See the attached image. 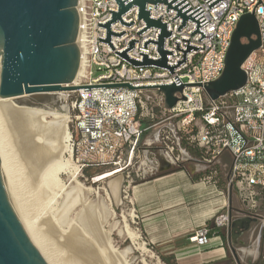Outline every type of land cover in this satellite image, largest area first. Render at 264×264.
Returning <instances> with one entry per match:
<instances>
[{
  "label": "built area",
  "instance_id": "built-area-1",
  "mask_svg": "<svg viewBox=\"0 0 264 264\" xmlns=\"http://www.w3.org/2000/svg\"><path fill=\"white\" fill-rule=\"evenodd\" d=\"M194 10L198 6L207 23L199 28L204 34L200 38L195 29L196 21L186 19L181 25V17L166 3L147 2L145 9L149 17L167 23L166 30L171 35L164 36L163 49L167 53L166 64L174 66L182 60V50L188 44L201 47L186 52L185 61L174 67L173 73L166 68L146 65L133 66L114 51L120 52L134 41V47L126 51L130 58L141 60L140 52L147 57H159L156 44L143 42L148 38L156 40L159 28L150 26L140 34L136 31L146 24L137 18V5H132L120 15L123 25L117 19L110 24V31H124L122 35H110L114 46L111 50L98 37L105 38L106 28L98 26L111 17L108 9L117 11L115 0H78L79 28L77 44L80 54L81 72L74 81L65 85H92L129 82L131 86L167 84L177 76L181 83L201 82V85L183 86L172 108L165 106L162 92L158 86L128 88L127 86L92 87L58 91L62 107L66 112L67 130L72 150L77 151L80 166L96 157V164H113L118 168H130L139 159V143L143 133L158 127L159 142L173 161L183 162V145L194 147L203 160L212 163L223 151L231 155V163L226 178V191L233 190L239 198L243 212L239 216L258 215L264 221L259 209L264 196V0H220L209 8L204 0H186ZM254 13L260 32V47L252 52L242 64L246 72L245 84L231 90L217 99H210L203 85L217 79L225 66V56L231 37L240 17ZM173 20H171V18ZM175 41V42H174ZM203 47V49H202ZM186 99H182V95ZM218 168L211 166L206 179L216 182ZM130 179V171L126 173ZM263 216V217H262ZM237 218V217H236ZM233 219L228 210L215 215L214 227L227 231ZM209 227L204 225L195 230L189 241L198 246L210 242Z\"/></svg>",
  "mask_w": 264,
  "mask_h": 264
},
{
  "label": "water",
  "instance_id": "water-1",
  "mask_svg": "<svg viewBox=\"0 0 264 264\" xmlns=\"http://www.w3.org/2000/svg\"><path fill=\"white\" fill-rule=\"evenodd\" d=\"M166 3L168 7L176 10L174 17H181L180 28L185 25L186 19L196 21L193 31L200 33V40L204 34L199 28L207 23L202 15L200 6L192 9L186 0H115L117 11L108 9L111 17L98 26L106 28L105 38L98 37V41L105 42L111 50L114 46L110 42V35L120 36V33L110 31V24L119 20L121 24L129 26L134 23L123 21L121 14L132 5H137V18H142L145 26L136 31L140 34L150 26L159 28L156 40L148 38L143 47L151 42L156 44L159 57H147V53L139 51L141 60L130 58L126 51L134 47V41L128 40V46L115 54L133 66L154 65L166 68L173 73V68L185 61L186 52L198 49L186 41V49L182 50V60H176L174 66L166 64L167 53L171 50L163 49L164 36L171 35L166 30L167 23L158 18L149 17V10L145 9L147 2ZM212 7L220 0H204ZM78 0H0V98L17 97L25 94L58 92L76 88L84 91L92 87L127 86L128 88L158 86L165 98V106L172 108L178 99L174 94L181 92L183 86L201 85V82L181 83L175 75V81L167 84H151L131 86L129 82L92 84V85H65L74 81L80 63V50L77 44L79 28V15L77 11ZM171 20H173V18ZM260 47V32L258 21L254 13L243 14L233 31L230 45L225 56V66L221 75L203 85V90L210 99H217L225 93L242 87L246 82V72L242 64L249 55ZM203 49V47H202ZM182 95V94H181ZM182 99H186L183 95ZM259 220L258 215H244L231 219L227 234L232 238L230 250L233 264H239L234 244L237 238L243 236L251 229V224ZM0 264H48L42 257L37 241L31 228L22 214L20 203L13 189L7 165L0 152Z\"/></svg>",
  "mask_w": 264,
  "mask_h": 264
},
{
  "label": "rangeland",
  "instance_id": "rangeland-1",
  "mask_svg": "<svg viewBox=\"0 0 264 264\" xmlns=\"http://www.w3.org/2000/svg\"><path fill=\"white\" fill-rule=\"evenodd\" d=\"M7 102L17 108H38L66 116L58 92L9 97ZM9 110L8 108L1 109L0 125L1 136L4 137L2 138L4 148L13 167L12 175L16 188L22 197L25 195L26 201H24L29 208L31 207L32 212L35 206L37 207L34 210L35 213L33 212L36 215V222L41 226V231L48 244L51 245L53 251H56L60 264H89L85 258L86 255L81 252L88 246H91L93 254L98 255L99 253L98 257L101 255L99 260L102 264H166L161 259L156 245L149 244L145 239L140 225L139 212L131 203L130 185L132 182L136 183L137 180L117 179L113 175L98 178L104 173L115 171L113 165L99 167L88 162L80 166L79 162L84 160L78 161L77 151L74 150L73 155L70 153L72 156L70 158L71 162L78 167L76 177L72 178L69 172L59 173V180L65 187L63 188L64 193L55 190L53 202L45 206L44 202L50 193L45 191L35 174L33 160L18 138L20 130L17 128L20 123ZM54 119L53 115H47L45 122H51ZM68 126L66 121V128ZM62 158H69V151L63 150ZM76 186L80 189L78 190ZM37 190L45 192L42 194L43 191L40 193ZM34 191L36 193H33ZM39 193L42 197L38 195ZM31 196L35 199H30ZM34 202L39 204L36 205ZM228 255L232 258L230 248H228Z\"/></svg>",
  "mask_w": 264,
  "mask_h": 264
},
{
  "label": "crops",
  "instance_id": "crops-1",
  "mask_svg": "<svg viewBox=\"0 0 264 264\" xmlns=\"http://www.w3.org/2000/svg\"><path fill=\"white\" fill-rule=\"evenodd\" d=\"M158 127L146 130L139 143V159L130 168L113 164H96V157L88 162L99 167L113 165L112 175L126 180L136 179L130 185V200L139 212L140 225L149 244L156 245L160 257L174 264H233L228 255L232 238L225 231V239L212 234L206 246L189 241L198 228L211 223L215 215L228 210L239 217L243 206L233 190L226 191V178L231 155L223 151L212 163L203 160L198 149L183 145V162L173 163L162 148ZM218 168L216 182L206 179L209 168ZM260 213H264V196ZM263 217V216H262ZM234 247L239 264H255L264 255V221L259 218L249 232L238 237Z\"/></svg>",
  "mask_w": 264,
  "mask_h": 264
},
{
  "label": "bare ground",
  "instance_id": "bare-ground-1",
  "mask_svg": "<svg viewBox=\"0 0 264 264\" xmlns=\"http://www.w3.org/2000/svg\"><path fill=\"white\" fill-rule=\"evenodd\" d=\"M80 54L82 55L81 49H80ZM80 72H81V65L78 68L77 74H79ZM7 101H9V98H0V111L3 108L5 109L8 108V110L11 108L10 109L11 112L17 117L20 123V126L17 128L18 130H20L19 131L20 134L18 133L19 141L22 142L21 145L23 146L24 150H26L28 155L32 158L33 169L35 170V174L37 175V177L40 179V182L42 183L41 184L42 187L45 189V191L50 193L49 197L47 196L48 198L44 202L45 206H48L51 202H53L55 198V194H56L55 190L64 193L63 188L65 187L61 184L59 180L60 179L58 177L59 173L69 172L72 178H75L78 172V169H77L78 167L75 164H73V162H71V158H70L72 157L70 153L73 155V150H72V146L69 140L70 138L69 133L66 128L67 116L60 115L56 112L45 111L43 109H38V108H29V107L17 108V107L11 106V104L8 103ZM47 115H53L55 119L51 122H45V117ZM1 129L2 128L0 125V152L7 165L10 180H11L13 189L15 191V194L17 196V199L20 203L22 214L26 218L31 228V232L36 238L38 248L40 252L42 253V257L44 258V260L48 264H60L61 262H59L60 260L58 261L57 259V254L55 253L56 251L55 250L53 251L51 245L48 244L47 239L44 237L43 232L41 231V228H40L41 226H39L38 223L36 222L37 220H36V215L34 214L35 213L34 210H36L35 208L37 207L35 206V208L33 209V212H34L33 213L31 211L32 209L30 210L31 207L29 208L28 205H26L25 203L26 201L24 197L25 195L22 197L21 194L19 193L20 191L18 192V189L16 188V184H15L16 182H15L14 176L12 175L13 167H12L11 161L9 157L7 156L5 148H4V143L2 139L4 137L1 136L2 135ZM62 142H64V144H62ZM65 142H67L68 144ZM63 150L69 151V158L67 159L62 158ZM117 170L118 169H115V171L104 173V175L99 176L98 178L110 176L113 173L117 172ZM76 188L78 190L80 189L79 186H76ZM37 191H40V190H37ZM42 191H40V193L44 194L45 191L44 190ZM33 193H36V192L34 191ZM40 193L38 195L41 196ZM30 199L33 200L35 198H32L31 196ZM40 203H43V202H40ZM52 206L51 208L53 209ZM37 213H39V211ZM80 238H82V236ZM83 248H85V246H83ZM91 250H92L91 246H88V248H86L84 251L83 250L81 251L86 255L85 258L87 262L89 264H102V261L100 262L99 260V257L101 255L98 257L99 253L98 255H95V253L93 254ZM104 261L106 262V260Z\"/></svg>",
  "mask_w": 264,
  "mask_h": 264
},
{
  "label": "trees",
  "instance_id": "trees-1",
  "mask_svg": "<svg viewBox=\"0 0 264 264\" xmlns=\"http://www.w3.org/2000/svg\"><path fill=\"white\" fill-rule=\"evenodd\" d=\"M206 226L209 227L210 231H209V236H211L212 234H217L220 235L223 239H225V231L222 229H218L216 227L213 226L212 222L208 223ZM166 264H174L169 260L163 259L161 258ZM255 264H264V255H261L259 260L255 263Z\"/></svg>",
  "mask_w": 264,
  "mask_h": 264
}]
</instances>
